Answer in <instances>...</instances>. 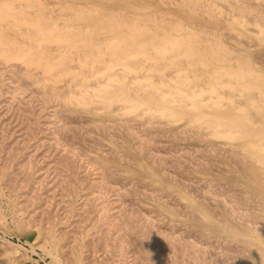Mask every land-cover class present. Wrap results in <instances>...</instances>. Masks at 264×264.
Returning <instances> with one entry per match:
<instances>
[{
    "label": "bare ground",
    "instance_id": "obj_1",
    "mask_svg": "<svg viewBox=\"0 0 264 264\" xmlns=\"http://www.w3.org/2000/svg\"><path fill=\"white\" fill-rule=\"evenodd\" d=\"M0 196L56 264H264V0H0Z\"/></svg>",
    "mask_w": 264,
    "mask_h": 264
},
{
    "label": "rangeland",
    "instance_id": "obj_2",
    "mask_svg": "<svg viewBox=\"0 0 264 264\" xmlns=\"http://www.w3.org/2000/svg\"><path fill=\"white\" fill-rule=\"evenodd\" d=\"M1 197V199H0V210H3V213H5V215H6V225H7V228L6 229H4V228H0V244H3V243H6V248L9 246V245H11L12 247H13V250H11L12 249V247H10L11 249H10V251H9V247L7 248V253L9 254L10 252H11V254H12V256H10L9 257V261H8V264H56L53 260H52V258L50 257V256H47L46 254L47 253H45V251L43 250V248H41V247H38L37 245H36V243H37V239H36V236H34V235H26V234H24V233H21L18 229H17V226H16V224L13 222V219H12V217H11V214H10V212L8 213V208H7V206L5 205V200H4V198L2 197V196H0ZM3 203H2V202ZM3 208V209H2ZM6 209V210H5ZM7 212V213H6ZM9 215V216H8ZM4 232V233H3ZM3 239V240H2ZM5 239V240H4ZM10 241V244L8 243V241ZM5 241V242H4ZM45 242V241H44ZM43 242V244H45ZM9 245H8V244ZM95 243V242H94ZM47 244V243H46ZM96 244V243H95ZM8 245V246H7ZM97 245V244H96ZM45 246H48V244L47 245H45ZM98 247L99 246H97V249L94 247V244H93V246H92V249L90 248L89 249V251H88V253L90 254V256L91 257H93L92 258V260H94V256H96L95 258L97 259V260H99L101 257V255H104L105 256V254H102V252H98ZM34 248V249H33ZM100 248V247H99ZM91 250H96V252H93V251H91ZM99 251H101V250H99ZM93 252V253H92ZM98 252V254H95V253H97ZM100 253H101V255H100ZM16 254V255H15ZM100 257H98V256ZM108 255V254H107ZM15 256H16V258H15ZM22 256V258H20ZM26 258H25V257ZM109 256V258H110V255H108ZM108 256H105V258H104V260H106V257H108ZM11 258V259H10ZM20 258V259H19ZM109 258H107V259H109ZM15 259V260H14ZM24 259H26V260H24ZM11 260H12V262H14V263H12L11 262ZM16 260H17V262H16ZM18 261H19V263H18ZM95 261V260H94ZM110 261V259L109 260H107V261H105V262H109ZM16 262V263H15Z\"/></svg>",
    "mask_w": 264,
    "mask_h": 264
}]
</instances>
